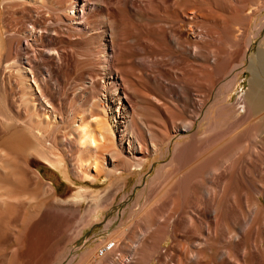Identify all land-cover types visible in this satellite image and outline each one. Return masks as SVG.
I'll use <instances>...</instances> for the list:
<instances>
[{
  "label": "bare ground",
  "instance_id": "1",
  "mask_svg": "<svg viewBox=\"0 0 264 264\" xmlns=\"http://www.w3.org/2000/svg\"><path fill=\"white\" fill-rule=\"evenodd\" d=\"M1 1L5 4L11 0ZM204 1H210L214 5L231 2L147 0L146 4L147 8H171V4L181 3L185 9L186 6ZM20 2L30 6V9L25 11V21H34V26L30 25V30H20L22 34L17 33V36L20 35L21 38L15 36L12 41L11 38L7 41L8 44L11 42V45L6 53L8 56L13 53L8 66L15 72L21 89L19 101L24 102L27 107L30 106L32 110L34 108H31V101L32 97H35L40 108L48 113L50 104L45 100L44 84L31 76L32 72H44L49 76L79 66L89 71L88 81L83 82L86 83L85 86L82 85L85 87V95H88L87 100L97 98L102 106L100 109L105 112L102 114L105 115V120H102L106 123L107 134L102 130L104 127H91V122L76 123L80 116L73 114L71 107L65 126L66 135L58 138L59 140L57 137L53 138L56 140L51 143L63 153L71 166V173L82 183L87 186L95 185L99 178L104 176L107 177L108 186L114 187L111 193L107 190H85L78 194L80 199L91 201L86 212L87 218L78 230L76 229L77 233L85 226L101 222L105 216L102 211L108 209L104 201L115 198L121 192V200H125L130 195L125 191L129 179L138 176V182L142 183L146 170L158 161L159 165L154 168L153 175L139 192L137 199L145 198L155 202L164 199L167 203L165 211L178 214L172 228L168 222L169 217H163L162 210L157 213V210L151 209L146 201L139 219L146 231L152 230L150 245L145 243L143 236L136 235L135 229V232L131 230L128 242L122 247L124 259L118 262L115 253L120 244L118 239L124 233L123 229H118L116 237L111 241L106 240L110 235L107 234L106 238L100 237L97 242H91L95 246L84 253L86 262L264 264V51L261 48L264 45V36L260 38L257 51L248 55L252 40L258 38L264 29V17L260 23L255 21L253 27L251 15L245 17L241 21V30L237 36L233 26L229 24L220 25L223 22L219 21V24L214 20L211 29L205 22L207 20H195L198 17L197 11L178 9L176 16L179 21L176 16L174 24H164L161 21L163 24L155 34L156 39H146L143 42V35L140 38L134 32L140 26L135 20L145 11L143 0ZM261 3L257 12L264 9V0H261ZM40 5L48 10H45V14L37 11ZM49 14L51 20L45 18ZM199 15L201 17L202 14ZM41 21H49L50 25L43 26ZM50 21H54V24ZM129 21L138 25L135 30L134 24L128 26ZM151 23L152 20L146 26ZM146 26L141 27L148 29ZM197 27L199 33L196 31ZM214 35L218 36L216 38L219 40V46L214 50L204 47L205 37L212 38ZM42 39L50 43L51 47V43L56 41L61 46L58 44L60 47L57 50L54 45V48L46 47L45 51L40 44ZM74 51L76 61L69 58ZM192 60L202 74L198 80L190 74L189 68L194 64ZM242 70L249 74L247 86L244 92L232 101ZM225 78H228L227 81L220 85L221 96H216L217 99L206 108L205 115L201 116L212 86ZM40 112L36 110L33 113L35 118H31L32 122L30 118L21 122L27 130L31 126L43 136L47 130L42 131V120L37 118L42 116L46 119V116ZM48 116L50 118V115ZM95 117H92L91 121L96 125L98 119ZM99 120L101 123V119ZM100 125L105 126L103 123ZM53 131L56 133L57 130ZM2 144L4 146L5 142ZM4 147L0 150V181L10 183L7 181H11L13 176L11 173L6 174V165L4 166L10 158L9 150ZM97 152L105 154V161L102 162L105 166L104 172L97 165ZM163 158L168 159L162 162ZM76 163L83 165L85 171L74 169ZM1 184L3 183L0 182L2 187ZM47 188L49 191L53 190L49 185ZM0 192V202L11 198L9 194H5L8 193L7 190L5 193L2 190ZM62 213L61 215H64L66 212ZM156 213L161 214L156 222H159L160 218L163 222L155 225ZM73 214L74 210L67 213L66 224H69L68 218L74 217ZM66 224L63 228H66ZM107 225L108 223L104 227ZM178 236L180 238L177 240ZM168 240H171L170 244ZM108 243H112L110 248L106 247ZM139 250L140 258L135 260ZM95 262L93 264H96Z\"/></svg>",
  "mask_w": 264,
  "mask_h": 264
},
{
  "label": "rangeland",
  "instance_id": "2",
  "mask_svg": "<svg viewBox=\"0 0 264 264\" xmlns=\"http://www.w3.org/2000/svg\"><path fill=\"white\" fill-rule=\"evenodd\" d=\"M20 1L11 0L8 1L10 4L7 2H5L4 4L0 0V148L2 147L0 150H2L5 145L6 146L10 145V147L8 146L4 147L7 148V150L9 151H11V149L13 150L10 153L8 151V155L10 158L4 163V166L6 165L5 167L6 174L11 173L10 175L13 176L11 178L12 180L10 181V179H8L9 181L7 182L10 183H6L5 180H3L4 182L0 181L3 183V185L1 184L2 187L0 186V190H2L3 193H5L7 190L8 193L5 194H9L11 196V198L7 199L5 202H0V264H93L95 261L93 263L86 262V257L84 256L86 250H88L92 246H95L94 244H92L94 243L95 240L97 242V240L100 237L106 238L107 234L110 235H108V238L106 240L108 241L113 240L116 237L115 234L116 231H118V229L119 230L123 229L124 233L118 239L120 243L119 248L120 247L121 248L120 249L118 248V250H116L115 258L116 261L118 262L122 261L124 259V253L122 252V247L125 245V243L128 242V237L131 230L134 231L135 229L136 235L143 236L145 239L144 241L147 245H150L149 243H151L152 230L146 231L142 221L139 219V215L141 214L142 211L141 209L142 207L146 206V204L147 206L150 205V208L152 207L151 209L157 210V213L158 210L159 212L162 210L161 212L162 214H164L163 217L164 216L165 218L169 217L168 222H170L171 227L174 228L175 226L174 224L176 220L174 219H177L178 214L176 212L173 214V212L165 211L167 209V203L164 199H158L156 200V202L155 200L147 201L145 200V198L137 199L139 192H141V190L145 187V184L148 183L149 178L154 173V168L157 165H159L160 161L155 162L152 168H148L146 170L142 183L138 182L139 180L138 176H133L129 179L125 191H128L130 195L125 200H121V196H122V192H121L115 198L110 196L111 200L107 199L104 201V204L106 203V207H108V209L106 211H102V214H104L105 216L101 220V222H99L97 225L93 224L91 226H85V228L80 233H77L78 230L77 228H79L87 218L86 212L89 205V201H91L90 199H80L78 194L85 190H93V191L102 190V192L107 190L111 193L113 192L114 187L108 186L109 182H106L107 177L104 176H101L95 185L87 186L85 183H82L80 179H77L71 173L70 171L71 166L65 159L63 153L59 149L54 148L51 143H54L56 139L58 138L61 139L64 137V135H66L67 128L65 126L68 123V113L69 111H71V107L73 108L72 112L74 111L73 114L74 113L75 115L79 114L78 116H80V118H78L76 123L84 124L87 122L88 124H90L91 122L92 123V125L90 124L91 127H101V128L104 127L102 130L105 131V133L107 134L106 123L102 120V119L105 120V115H102L105 114V112L104 109H100L102 106L101 104H99L100 102L98 101L97 98L92 97L90 100H87L88 95L86 96L84 93V89H85L84 86L86 83L83 82L88 81L87 77L89 76V71H87L86 69L84 70V68H79V66L74 68L72 67V69L68 71L63 70V72L60 71L56 75L51 74L49 76L44 72H42V74L41 73L36 74L32 72L31 76H34V78L41 80L42 84H44L43 93L45 94L44 95L45 100H47L48 103L50 104V108L48 112L49 114L47 112H44L40 108L39 102L36 100L35 97H32L33 99L31 98L32 99L31 108H34L32 110L29 108L30 106L27 107L24 105V102H21V100L19 101L20 98L18 99V97L21 95L19 93V91L21 92V89H19L20 86L17 82L15 72L11 70L8 66L9 61H11V58L13 56V53H11V55L8 56L6 52H8L7 50L8 48H10L11 45L10 41H12L15 36H16L15 38H21L20 36L22 34L21 31L23 32L24 29L30 30L31 29L30 25L34 26L33 23L34 21L31 22L25 21V11L30 9V6L28 4H22ZM41 1H43L42 3H44L45 0H41ZM146 2L147 0H143L145 11H142L143 14L141 13V15L138 17V20H135L138 21V24L140 23V26L136 25L134 21H129L130 24H128L129 27H131V25L134 24L133 29L136 28L137 26L139 27L136 28L137 31L134 32H136V34L140 38L142 35L143 36L145 35L144 37L142 36L141 38L143 42L146 39L148 40L156 39L155 34L156 32L159 31V26L163 24L162 22H164V24L176 23L175 21L177 18L176 12L178 9L179 10L183 9L184 11L187 12L191 10L192 11L194 10L193 12L197 11L196 13H198V17H196L195 20L196 21H201L200 19L207 20L205 22L207 23V26L209 28L211 27V29L213 28V24L211 23L214 20L215 22L218 23L219 21L220 23L223 22L222 24L219 23L220 25H224V23L229 24L233 26L235 30V35L237 36L241 30L240 28L241 21L245 17L251 15L250 21H253L252 27L254 26L255 21L260 23L262 22L260 20H262V18L264 17V9L262 11L257 12L258 7L262 4L261 0H231L229 4H220V5L218 4L214 5L210 1H206V2L204 1L202 3L201 2L196 3L195 5L191 4L190 6H186L185 9L183 8L181 3H178L177 5L171 4L170 5L171 8H169V6L166 8L163 7L160 8V6H158L159 8L157 6H152L147 8ZM201 4L203 7L201 6ZM188 8H190V10ZM45 10L47 9H44L43 5H40L37 9L38 12L40 11L39 12L40 14H45L46 13ZM254 11H256L255 14ZM199 14H202L201 17ZM149 16L151 19H149ZM45 18L47 20L52 19L50 14L48 15V17ZM151 20H152L151 25L146 26V24H148V22ZM177 20L179 21L178 18ZM41 22L43 26H46V24L50 25V23H48L49 21H45V22L41 21ZM50 22L54 24V21L53 22L50 21ZM208 22L210 23L208 24ZM142 25L143 27L144 26L148 27V29H142L143 28L141 27ZM198 30L199 28L197 27L196 31L199 33ZM220 31L221 30L219 29V33H221ZM17 33L20 34L19 37L17 36ZM263 36H264V29L258 38L252 40L253 41L252 48L248 51L249 56L252 54V52L257 51V49L259 48L260 38ZM216 37L218 38L217 35H214V37L212 38L205 37L206 39L204 38L205 40L203 41L204 47L210 50H214L216 47H218L220 43ZM9 39H10L9 41L10 43L8 44L7 41ZM42 40L40 43L42 44L41 47H43V50L47 51L46 47L48 48L51 47L50 43L48 44V42ZM51 44L52 47L53 45L55 46L56 50L58 47L61 46L60 43H58L57 41ZM261 48L264 51V45H262ZM74 53L72 52V57L69 56V58H71L73 61H76L77 59L76 51H74ZM7 56L9 58H7ZM4 58L8 59V61H6V59ZM192 61L195 64V61L194 60ZM194 64H191V67L189 68L191 69L190 74L192 73L193 75L191 76H193L194 79L198 80L197 78H199L201 71H199V67L196 64L195 65ZM181 68L183 67L181 66ZM248 78H249V74L246 71L242 70V72H240L239 74V80L237 82L238 85L236 87L235 94L232 97V101H234L238 97V95H241L244 92L247 86ZM227 79L228 78H225L224 81L223 79H220L212 86L211 91H209L210 94L208 93L207 95V104L203 109L201 116L202 115L204 116L205 112L210 107L209 105L221 96V94H219L222 91L220 85H222L221 83L227 81ZM198 82L196 83L198 84ZM218 85L220 87H218ZM217 90H219L218 91L219 95L216 94ZM51 91L54 94L51 93ZM52 95L55 96L53 97ZM28 108L29 110H27ZM35 109L37 111L38 110L41 111L40 113L43 114L44 117L46 116V119L43 118L42 116L38 117L37 119L40 118V121L42 120L41 121L42 131L44 132L47 130L50 132L49 133L46 131L47 135L46 133H44L43 136L42 134L41 135L38 134L31 126L28 127L27 130L21 122L23 119L26 118L27 119L30 118L29 119L30 121L32 120L31 118H35V116H33L34 115L33 113L36 111ZM25 111L27 114L25 113ZM28 113L30 114L28 115ZM48 115H50V118ZM90 115L92 117L96 116L95 118L98 119V123L96 125L94 124V122L91 121L92 117ZM201 116L200 118H202ZM86 119L88 120L86 121ZM99 119H101V123ZM102 123L105 126L100 125ZM43 126L46 127L44 128ZM21 127L24 128L23 130L26 131L25 133L23 130H21L22 129ZM43 128L45 130H43ZM54 129L55 131L56 130L58 131V129H60L61 131L59 130L58 131L59 134H58L57 131L56 133L53 131ZM20 131H23V133ZM20 133L24 134L21 138L20 136L22 134L19 135ZM94 134L93 137H95L94 139L96 140V136ZM54 135L56 136L53 137ZM53 138L56 139L54 140ZM17 139L18 140L21 139V140L17 141ZM3 141L5 142L4 146H2L3 145L2 143H4ZM12 141L14 146L11 145ZM21 142L23 143L20 145ZM26 142L28 144H26ZM24 145L26 147H24ZM11 147H13L14 149ZM91 149L93 151V148ZM15 150L18 151V153H12ZM10 154H12L13 157L10 156ZM14 154H16L15 155L16 158ZM18 154H21L20 157L17 156ZM96 157L98 160L97 165L100 166L102 172H104L105 166L102 164V162L105 161V154L101 152H97ZM167 159L168 158H163V160L161 161L162 162L167 161ZM15 160L17 161L20 160V161L17 162ZM10 167L12 169H10ZM74 169H80L83 172L85 171L83 165L80 166L77 163L74 164ZM14 173L15 175H13ZM5 185L6 187H4ZM48 185L52 187L53 189L52 191L48 190L47 188ZM108 187L109 190L107 189ZM22 194L25 195V197ZM152 202H154L153 205ZM164 202L166 204H164ZM71 210H74L75 215L73 214L74 217L68 218L69 224L71 223L69 226V224H66L65 218H67L66 215ZM62 212H66V213L64 215H61L63 214ZM157 213L154 218L155 222L156 219L158 220L159 216L161 215ZM160 221L163 222L161 218ZM160 221L159 222L157 221L155 225L161 223ZM59 223L62 225H59ZM107 223L108 225L105 228L104 226ZM65 224L66 226L64 227L66 228H63V225ZM177 233L178 235H180L179 232ZM76 234L78 235L76 236ZM179 238L180 237L178 236L177 240ZM168 243L170 244L171 240H168ZM140 252L141 250H139L138 255L134 257L135 260L136 259L138 260L140 258L139 255ZM114 263L108 262L104 264H114ZM137 264H140V261Z\"/></svg>",
  "mask_w": 264,
  "mask_h": 264
},
{
  "label": "built area",
  "instance_id": "3",
  "mask_svg": "<svg viewBox=\"0 0 264 264\" xmlns=\"http://www.w3.org/2000/svg\"><path fill=\"white\" fill-rule=\"evenodd\" d=\"M111 246H112V243H108L106 247L110 248Z\"/></svg>",
  "mask_w": 264,
  "mask_h": 264
}]
</instances>
